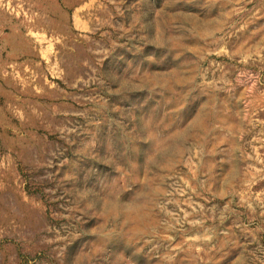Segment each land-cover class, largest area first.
<instances>
[{"label":"rangeland","instance_id":"1","mask_svg":"<svg viewBox=\"0 0 264 264\" xmlns=\"http://www.w3.org/2000/svg\"><path fill=\"white\" fill-rule=\"evenodd\" d=\"M0 264H264V0H0Z\"/></svg>","mask_w":264,"mask_h":264}]
</instances>
